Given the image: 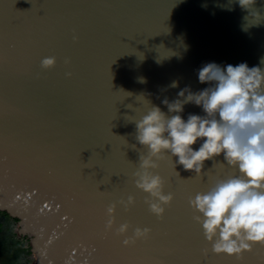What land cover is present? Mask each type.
Masks as SVG:
<instances>
[{"label":"water","instance_id":"1","mask_svg":"<svg viewBox=\"0 0 264 264\" xmlns=\"http://www.w3.org/2000/svg\"><path fill=\"white\" fill-rule=\"evenodd\" d=\"M45 57L55 66L43 68ZM262 58L264 0L251 10L238 0H0V209L33 233L34 263L264 264L259 242L239 259L214 253L193 219L190 197L239 174L223 154L200 175L170 154L158 161L151 171L174 194L162 219L134 175L148 153L136 121L152 105L168 113L165 98L212 86L198 79L208 63L264 68ZM189 114L205 115L192 103L181 113ZM129 195L136 202L125 210L118 201ZM137 227L151 232L125 245Z\"/></svg>","mask_w":264,"mask_h":264},{"label":"clouds","instance_id":"2","mask_svg":"<svg viewBox=\"0 0 264 264\" xmlns=\"http://www.w3.org/2000/svg\"><path fill=\"white\" fill-rule=\"evenodd\" d=\"M238 3L242 9L251 10L256 0ZM253 13L260 17L258 11ZM260 63L264 64V58ZM55 64V57L41 61L45 69ZM198 79L200 83L211 82L212 86L196 92L186 87L179 91L177 99L162 101L172 115L152 105L136 121V140L147 147L148 153L139 156L135 184L149 194L145 203L162 219L165 205L171 204L174 194H165L164 178L151 171L159 167L158 161L170 154L178 157L176 164L184 170L200 175L205 161L223 154L227 165L239 174L217 178L208 191L190 197L189 204L198 213L193 219L202 225L212 251L236 255L239 259L246 250L251 251L253 244H264V68L249 67L247 63L226 67L208 63L199 70ZM170 86L177 87L178 82ZM188 103L202 107L205 115L189 114L185 120L181 113ZM200 140L203 142L195 149L193 145ZM135 202L132 195L118 201L125 210ZM116 208L117 202L107 207L108 228L116 223ZM129 227L128 223H122L117 232L126 233ZM150 232L149 227H137L134 237L123 243L128 245L135 238H146Z\"/></svg>","mask_w":264,"mask_h":264},{"label":"flooded vegetation","instance_id":"3","mask_svg":"<svg viewBox=\"0 0 264 264\" xmlns=\"http://www.w3.org/2000/svg\"><path fill=\"white\" fill-rule=\"evenodd\" d=\"M15 216H16L15 214L0 211V224H1V228H0V257H8L9 256V257L14 258L13 261L15 260V258H17L19 261H21L23 263V260L25 258V254L23 256H20V258L18 256H16V254L18 255L19 252H21L22 250H24V252H25L26 249H22V250H18L17 252H13L15 249H11L9 243L7 244L5 242H11L13 245H15L14 243H17V241H18L17 239L22 240L24 242L25 240H28L27 239V237H28L27 233L25 231H22V230L15 228V230H18L17 233L14 234L16 236V238L15 237L13 238V236L10 239H8L6 237L4 238V236L6 234V230H7L6 225L10 224L11 222H13V224L15 225V224H18V222H19V221L17 222L15 220ZM10 234L12 235V233H10ZM5 244H7L9 247L7 248L5 246ZM10 251L13 252V254ZM23 253L21 252V254H23ZM31 254L27 255V256H30L31 261L28 260V262H25V263H33V257L31 256ZM1 263H10V262L5 260Z\"/></svg>","mask_w":264,"mask_h":264},{"label":"rangeland","instance_id":"4","mask_svg":"<svg viewBox=\"0 0 264 264\" xmlns=\"http://www.w3.org/2000/svg\"><path fill=\"white\" fill-rule=\"evenodd\" d=\"M16 227H17V224L14 225L13 222H11L10 224H7L6 225L7 230H6V234H5L4 238L6 237V238L10 239L12 236H13V238L14 237L16 238V236L14 235L18 231V230H15ZM0 228H1V224H0ZM10 233H12V235ZM28 237H29V235H28ZM28 237H27V239H28ZM17 240H18L17 243H14L15 245H13L11 242H5V243H7V244L9 243L11 249H15L13 252H17L18 250L26 249L25 252H24V250L21 251L22 253L24 252L23 254H21V252H19L18 255L16 254V256H18L19 258H20V256H23L25 254V258L23 260V263L21 261H19L17 258H15V260L12 262L15 264H36V263H34V261H35L34 257H33V263H25V262H28V260L31 261L30 256H27V255H30L33 252L32 239H30V241L25 240L24 242L22 240H19V239H17ZM13 252H11V253L13 254Z\"/></svg>","mask_w":264,"mask_h":264},{"label":"trees","instance_id":"5","mask_svg":"<svg viewBox=\"0 0 264 264\" xmlns=\"http://www.w3.org/2000/svg\"><path fill=\"white\" fill-rule=\"evenodd\" d=\"M0 211H3V212H7V213H11V214H15L16 216H15V220L18 222V221H20V219H21V217L19 216V215H17L16 213H14L13 211H11L10 210V208H8V207H5V208H2V209H0ZM16 225V224H15ZM27 233V235H29V237H28V240L30 241V239H32V237H33V233H31V232H26ZM5 246L8 248L9 246L7 245V244H5ZM6 248V249H7Z\"/></svg>","mask_w":264,"mask_h":264}]
</instances>
